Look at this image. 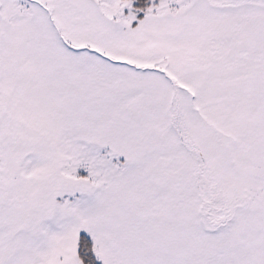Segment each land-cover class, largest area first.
<instances>
[{"label":"snow or ice","instance_id":"1","mask_svg":"<svg viewBox=\"0 0 264 264\" xmlns=\"http://www.w3.org/2000/svg\"><path fill=\"white\" fill-rule=\"evenodd\" d=\"M0 264H264V0H0Z\"/></svg>","mask_w":264,"mask_h":264}]
</instances>
